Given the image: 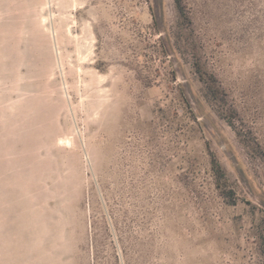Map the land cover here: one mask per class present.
I'll return each mask as SVG.
<instances>
[{"label": "rangeland", "instance_id": "374dc122", "mask_svg": "<svg viewBox=\"0 0 264 264\" xmlns=\"http://www.w3.org/2000/svg\"><path fill=\"white\" fill-rule=\"evenodd\" d=\"M0 264H264V0H0Z\"/></svg>", "mask_w": 264, "mask_h": 264}, {"label": "trees", "instance_id": "16d2710c", "mask_svg": "<svg viewBox=\"0 0 264 264\" xmlns=\"http://www.w3.org/2000/svg\"><path fill=\"white\" fill-rule=\"evenodd\" d=\"M200 75L202 76V73L201 72H200ZM213 94H215V91L214 90H213ZM217 185L219 186V184H217ZM229 193L232 195L233 194V191L232 190H229Z\"/></svg>", "mask_w": 264, "mask_h": 264}]
</instances>
